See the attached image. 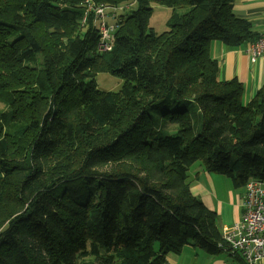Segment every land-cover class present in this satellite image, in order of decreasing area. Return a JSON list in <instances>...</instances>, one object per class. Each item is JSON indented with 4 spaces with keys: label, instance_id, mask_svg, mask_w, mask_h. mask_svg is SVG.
Returning <instances> with one entry per match:
<instances>
[{
    "label": "trees",
    "instance_id": "16d2710c",
    "mask_svg": "<svg viewBox=\"0 0 264 264\" xmlns=\"http://www.w3.org/2000/svg\"><path fill=\"white\" fill-rule=\"evenodd\" d=\"M87 1L134 4L115 17L110 52L97 51ZM234 2L0 0V264L222 252L216 214L187 174L200 162L234 189L264 180V85L244 102L210 54L212 42L260 37ZM154 4L171 12L160 34L149 27ZM100 74L120 89H98Z\"/></svg>",
    "mask_w": 264,
    "mask_h": 264
},
{
    "label": "crops",
    "instance_id": "0c3cea01",
    "mask_svg": "<svg viewBox=\"0 0 264 264\" xmlns=\"http://www.w3.org/2000/svg\"><path fill=\"white\" fill-rule=\"evenodd\" d=\"M232 13L236 18L248 21L259 36H264V0H235ZM245 45L231 48L220 42H212L210 54L218 62V80L237 79L243 86L244 102H249L264 85V59L251 63L244 51ZM195 172L197 175L193 183L188 182L189 173L187 174L189 188L209 211L216 214L219 230L240 221L243 214L241 202L245 195L244 188L234 189L228 178L224 180L221 175L208 174L202 166ZM167 264L244 263L224 251L209 255L203 250L185 247L179 255H168Z\"/></svg>",
    "mask_w": 264,
    "mask_h": 264
},
{
    "label": "built area",
    "instance_id": "2783aa9c",
    "mask_svg": "<svg viewBox=\"0 0 264 264\" xmlns=\"http://www.w3.org/2000/svg\"><path fill=\"white\" fill-rule=\"evenodd\" d=\"M117 9L118 7L86 2L85 17L88 13L93 16V26L99 36L97 50L101 53L110 52L113 47ZM244 51L251 63L257 58H264V36L248 42ZM244 191L241 220L222 228V244L219 248L238 257L244 264H257L264 262V180L250 179L244 186Z\"/></svg>",
    "mask_w": 264,
    "mask_h": 264
},
{
    "label": "rangeland",
    "instance_id": "374dc122",
    "mask_svg": "<svg viewBox=\"0 0 264 264\" xmlns=\"http://www.w3.org/2000/svg\"><path fill=\"white\" fill-rule=\"evenodd\" d=\"M133 5L134 4H132V5H128V4L123 5L122 4V5H120L118 7V9H117L118 15H120L122 12L123 13L126 12V10L128 11L131 8H134V7H132ZM152 8H153V11H152V15H151V17L149 19V27L152 28L154 30V32H156L157 34H160V33H162V32L167 30L166 21H167V19L170 16V10L168 8H166V7L155 5V4L152 6ZM248 58L250 60V57H248ZM262 59H264V58H262ZM257 60H260V59L257 58ZM96 83H97L98 89H100V90H103V91H118L120 89L122 81L117 79V78L111 77V76H109L107 74H100V75H98L96 77ZM0 107L3 108L4 105L0 104ZM145 121L147 123L151 122L153 125L156 124V116L153 114L152 111L148 112V114H146ZM170 127L171 126H169V128ZM199 166L201 167L200 162H196V163H194L191 166V168H190V170L188 172L189 173V178H188V182L189 183L195 182V178L194 177L197 175V172H195V171L197 170V168ZM215 176H218V175H215ZM222 178L224 180H228L224 176Z\"/></svg>",
    "mask_w": 264,
    "mask_h": 264
}]
</instances>
